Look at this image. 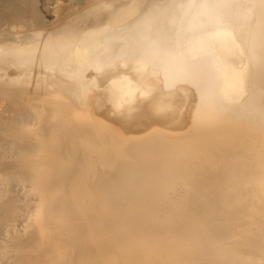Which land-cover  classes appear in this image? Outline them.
<instances>
[{
    "label": "bare ground",
    "instance_id": "6f19581e",
    "mask_svg": "<svg viewBox=\"0 0 264 264\" xmlns=\"http://www.w3.org/2000/svg\"><path fill=\"white\" fill-rule=\"evenodd\" d=\"M0 264H264V0H0Z\"/></svg>",
    "mask_w": 264,
    "mask_h": 264
}]
</instances>
